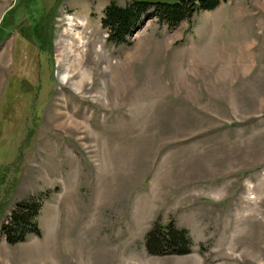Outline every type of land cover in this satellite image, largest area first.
I'll list each match as a JSON object with an SVG mask.
<instances>
[{
	"label": "rangeland",
	"instance_id": "374dc122",
	"mask_svg": "<svg viewBox=\"0 0 264 264\" xmlns=\"http://www.w3.org/2000/svg\"><path fill=\"white\" fill-rule=\"evenodd\" d=\"M125 1L0 0L2 220L48 192L0 264H264V0L171 29L151 8L114 45L100 19ZM169 221L188 252L148 254Z\"/></svg>",
	"mask_w": 264,
	"mask_h": 264
},
{
	"label": "trees",
	"instance_id": "16d2710c",
	"mask_svg": "<svg viewBox=\"0 0 264 264\" xmlns=\"http://www.w3.org/2000/svg\"><path fill=\"white\" fill-rule=\"evenodd\" d=\"M226 0H126L123 5L109 2L102 11L100 27L105 31V40L114 45L127 46L133 31L153 9L158 23L171 29L183 21L189 22L199 11H211ZM25 34V33H24ZM26 85V84H25ZM29 89L30 87L26 85ZM6 191V190H5ZM8 192V191H6ZM48 192L15 202L3 218L7 193L0 191V235L7 245L24 242L28 235L39 237L37 217L42 199ZM3 215V216H2ZM189 241L184 230L174 228L171 221L164 225L153 223L144 236V249L148 254L166 253L184 255ZM167 250V251H165Z\"/></svg>",
	"mask_w": 264,
	"mask_h": 264
},
{
	"label": "bare ground",
	"instance_id": "6f19581e",
	"mask_svg": "<svg viewBox=\"0 0 264 264\" xmlns=\"http://www.w3.org/2000/svg\"><path fill=\"white\" fill-rule=\"evenodd\" d=\"M62 43V42H61ZM81 49V46H79V44H74L72 43L70 46H69V53L71 54V56L73 58H75L77 60L76 62V66H75V69L78 71V76L79 78H81V82H83V80H86L87 78V70L86 69H81L83 68V52L80 50ZM80 57V58H79ZM78 58V59H77ZM98 64V62H95V65ZM90 71V70H89ZM84 84V83H83ZM122 84V83H121Z\"/></svg>",
	"mask_w": 264,
	"mask_h": 264
}]
</instances>
